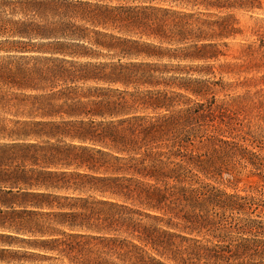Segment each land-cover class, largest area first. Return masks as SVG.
Segmentation results:
<instances>
[{
  "label": "trees",
  "instance_id": "1",
  "mask_svg": "<svg viewBox=\"0 0 264 264\" xmlns=\"http://www.w3.org/2000/svg\"><path fill=\"white\" fill-rule=\"evenodd\" d=\"M187 4L228 12L188 54ZM257 9L0 0V264H117L109 251L122 264H264V138L249 129L264 120V19L219 68L241 94L218 101L232 85L187 82L178 63L218 60L214 41L240 33L231 12ZM187 93L203 102L187 107Z\"/></svg>",
  "mask_w": 264,
  "mask_h": 264
},
{
  "label": "rangeland",
  "instance_id": "2",
  "mask_svg": "<svg viewBox=\"0 0 264 264\" xmlns=\"http://www.w3.org/2000/svg\"><path fill=\"white\" fill-rule=\"evenodd\" d=\"M261 2V9L254 10L252 12H245V11H240V10H234L231 13L233 14L234 19L236 20V25L235 27L240 31L239 34H237L234 38H230L225 40L227 46L221 45L222 41L215 40L214 43H218L217 49L221 53H223V56H220L218 60H200V59H193V58H187V61H182L178 62L181 64V66L186 67V72L187 74H182L183 76H187V82L189 80H208L212 84L216 83L217 85L214 86V88H220V85H232L231 89L216 93L215 98L220 101L223 99H227L231 96H235L238 94H241L243 92V89L238 87L235 88L236 84L238 81H242V77L238 78L235 75L229 74V73H222L219 71L220 65L223 64H234L238 63V56L240 52L242 51V48L249 44L252 41L256 40V36L254 35V30L256 29L259 20L264 19V0H260ZM177 10H183L187 12V54L191 51L192 46H196L198 49H201L205 41L201 40V32L205 30L204 27V21H215L216 17L213 14H218V15H224L228 12L223 11V12H218L216 10H210L207 12L203 6L198 5V6H191L187 4V8L183 7H178ZM210 13V14H207ZM193 29L192 33L190 30ZM195 36V37H194ZM199 38V39H198ZM173 64H176V61H172ZM207 65H211L212 72L213 74L207 75V70L205 67ZM235 88V89H233ZM194 101H199L203 102L201 98H195L191 96L190 94L187 93V107L190 106V100ZM249 129L252 132H255L257 134H260L262 138H264V120L262 118H256L253 119L249 125ZM224 178H226L224 176ZM256 181V179H243L240 181V183L237 184V190L243 194V191L249 190V187L252 188L254 185L253 182ZM225 184H227L225 182ZM227 191H231L232 188H235L232 185H223V187ZM92 196L98 197V194H90ZM105 198H108L110 200L118 201L117 199L109 196H104ZM119 202V201H118ZM174 223H179L180 221L178 220H173ZM163 225V224H162ZM162 225H159L160 227ZM172 232H175L177 234H182L186 235L187 233L182 232L183 230L181 229L180 225H177V227H172L170 229ZM116 235L119 238H126L130 239V237H127L126 234L124 233H116ZM97 245H99L98 241L95 242ZM99 249L100 251L102 250L104 253L107 252V249H101V247L95 248ZM108 260H111L113 263L117 264H122L119 259H117V256L113 253V251H109L108 255H102ZM163 262L167 263L166 260L162 259ZM68 263L66 259L63 261L58 260L56 263ZM172 264V263H170Z\"/></svg>",
  "mask_w": 264,
  "mask_h": 264
}]
</instances>
